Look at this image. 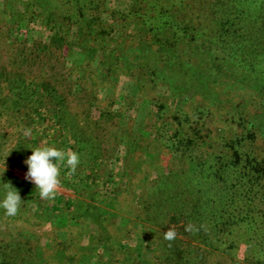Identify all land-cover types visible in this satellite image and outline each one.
<instances>
[{
    "label": "trees",
    "instance_id": "1",
    "mask_svg": "<svg viewBox=\"0 0 264 264\" xmlns=\"http://www.w3.org/2000/svg\"><path fill=\"white\" fill-rule=\"evenodd\" d=\"M0 46L15 55L13 63H52L32 77L0 70L7 94L0 97V130L15 131L11 142L2 134L0 153L11 165L38 140L77 151L80 165L96 161L68 106L80 91L98 99L92 75L81 70L89 64L105 69L102 81L115 77L112 113L97 109L124 126L109 175L95 192L86 194V183L77 184L76 172L64 167L54 199H27L22 191L34 185L24 178L26 165L16 164L23 201L15 217L0 210V226L10 231L0 238V264H264V101L263 111L251 105L264 100V0H3ZM216 84L253 91L232 102ZM125 86L133 92L122 93ZM209 110L224 113L235 132L215 140L199 121ZM35 131L39 138H29ZM151 141L163 154L139 191L137 219L121 217L140 234L126 245L134 230L115 225L117 215L101 205L132 188L142 162L154 166L153 155L135 156ZM157 224L175 225L178 235L165 239L152 228ZM189 224L198 230H186ZM216 250L232 261L211 260Z\"/></svg>",
    "mask_w": 264,
    "mask_h": 264
},
{
    "label": "rangeland",
    "instance_id": "2",
    "mask_svg": "<svg viewBox=\"0 0 264 264\" xmlns=\"http://www.w3.org/2000/svg\"><path fill=\"white\" fill-rule=\"evenodd\" d=\"M3 2V0H0V5ZM19 8L22 9L23 6L19 5ZM115 36V35H114ZM121 40V39H118ZM124 46V45H122ZM4 46H0V70L4 67L7 69L6 71L12 70V72H22L25 75L31 76L34 74L37 75H42L44 71L48 72L49 67L52 65L51 61L48 59L46 61V66H43L44 68H41V66L37 67L34 65H31L29 63H13V59L15 58V55H7L4 50H2ZM122 47H119V49ZM41 65V62L39 63ZM91 66V67H90ZM44 69V70H42ZM98 68H92V65L89 64L85 66L84 68H81V70L84 72V75L89 77V73L92 75L91 77L93 78V82L91 81V86L89 85L90 82H87V85L90 86V89L93 88V91L97 92V100H91V96L89 92L85 91H80L79 94L77 93L74 97L68 98V106L71 111L70 115L74 116L75 124H76V129L78 130L79 135L83 136V139H86L87 145H85L86 150L88 151L87 155H92L91 157H94L96 159L95 162H90V160H87V162L83 165H79L77 168V171L75 174H77V184L81 183V180H83L84 183L87 185V189L85 190L86 194H89V192H95L96 191V186L95 184H100L102 181V178H106L109 175V169L112 167V162L115 156L116 148L118 145V142H120L122 129L124 126L120 125L121 121L120 118L117 119V117L114 116L112 118L109 115H102L101 112L99 113V108L100 110H106L110 112V114L113 111V106L115 103V99L117 98V86H116V79L115 77L109 73L110 78L105 77L104 81L103 80V73L105 72V69L102 68L101 72H97ZM80 70H73L71 75L73 79L76 78V75H78ZM70 78V79H71ZM85 79V78H84ZM110 79V81H109ZM108 82V84H106ZM228 85H223V84H216L214 86V90H216L224 99H226L227 95L230 96L228 99H233L235 102V99H240L243 100V98H246V96H250L249 92L253 91L252 89H245L242 87L241 84H237L234 86V88H228ZM121 89V88H120ZM99 90V91H98ZM134 88L132 86H125V88L121 89V92L126 93V94H131L133 92ZM254 95V94H253ZM252 95V96H253ZM7 94L2 90H0V97H5ZM245 96V97H244ZM130 97V96H129ZM92 102L89 104V102ZM129 101V100H128ZM261 101H264L263 99H260V97H256L251 100V105L256 106V109L258 111H263L262 109V103ZM126 102V101H125ZM261 103V104H260ZM92 107V111L89 112V110L85 111L86 108L88 109ZM97 105V106H96ZM95 109L98 111L96 112ZM260 114V112H259ZM114 115V114H113ZM262 117L264 118V113L261 114ZM202 119H199V121L203 122L205 125L208 126V130L210 131V135L214 137L216 140L218 137H220V134H222L224 131L227 133H234L236 129L233 128V126H228L227 125V120L225 119L224 113L219 114L217 111L213 112L212 110H209L208 113H205L201 117ZM123 121L124 118H123ZM1 122V121H0ZM1 124H4L3 120ZM134 124V122H133ZM142 125V124H141ZM227 125V127H226ZM153 126V122L150 125V130L151 127ZM31 131H33L32 128H30ZM134 129L140 130V126L138 124L134 125ZM227 129V130H225ZM0 130V141H3V135L6 133V136H4L6 139H10L9 142L14 139V129H7L6 132ZM3 134V135H2ZM35 135H31L29 138H39L37 135L36 131L34 132ZM14 142V141H13ZM15 143V142H14ZM85 142H83L84 144ZM147 150H136L135 156L142 160L143 157H146L148 154L153 155V160L154 166L150 164H145L142 162V166L137 169L136 172H134V178L131 180V186L132 188L127 190V192L121 194L119 197L117 196L116 200L109 204V201H105V204H102L101 206L103 209L107 210L108 212L112 214H116L117 216L112 217L110 221H113L115 225H120L124 224L125 225V219H121V217L124 218H129L131 220L137 219V215L139 214V209L135 207V203H137L140 193L139 191L143 188V185L149 182L151 179H153L154 176H152L151 169L160 162L161 159V154H163L162 149L160 146L157 144V142L151 141L150 143L147 142ZM38 147H42V142L38 140ZM54 146V145H53ZM56 147V146H54ZM81 152V151H80ZM155 156V157H154ZM90 157V158H91ZM85 159V158H84ZM150 159V158H149ZM24 157L20 159L19 161H15L14 165H11L9 162V158H4L1 156L0 153V170L3 169V166H5L6 171L4 172L3 176H0V184L3 182H11L12 186L15 188L19 189V185H15V183H18L14 181L16 179V174L20 171V167H16L17 165L21 164L23 165ZM144 164V165H143ZM24 166V165H23ZM25 167V166H24ZM63 164L60 165V173H62L64 176L66 175V168L64 169ZM21 169V168H20ZM19 170V171H18ZM61 175V174H60ZM74 180V179H73ZM76 180H74L75 182ZM28 189H24L21 195H27L28 198L36 197L41 199L39 196L38 192L30 186H26ZM61 189V188H60ZM63 198V197H62ZM67 199V198H63ZM99 200H103V197L99 196ZM86 200H90V198L86 197ZM160 223V222H159ZM126 227H123L121 229H129V230H134L132 232L133 236H131V239H128V241L125 243L126 245H132L135 243L137 239H139V230L136 226L132 227V223H127L125 225ZM160 224H157L155 226H152L156 231H162L166 232L168 229H174L176 232V235H178V230L176 229L175 225L169 224L167 227L164 229H160ZM0 226V238H3L5 235L9 234V228ZM109 230L111 233L115 234V230L112 228V226H108ZM13 232V230L11 229ZM98 233V230L96 229L95 235ZM119 233L116 232L115 235ZM211 251L210 249H208ZM125 255L119 254V259H123ZM232 256L227 255L226 253L222 251H212V254L210 256L211 260H218V259H223L227 258L230 259ZM99 258V257H98ZM133 258V257H131ZM105 259V258H104ZM107 259V258H106ZM99 260V259H98ZM226 260V259H225ZM231 260V259H230ZM107 260L101 259L100 264H105ZM232 261V260H231Z\"/></svg>",
    "mask_w": 264,
    "mask_h": 264
},
{
    "label": "clouds",
    "instance_id": "3",
    "mask_svg": "<svg viewBox=\"0 0 264 264\" xmlns=\"http://www.w3.org/2000/svg\"><path fill=\"white\" fill-rule=\"evenodd\" d=\"M26 165L25 180L34 185V189L43 199L52 200L57 195L60 184V165L68 168V174H74L81 163L80 154L73 150H61L54 146L38 147L23 161ZM6 171L5 166L0 170V176ZM22 199L17 188L11 182L0 184V210L7 217H15L21 207ZM186 230H198L194 225H187ZM176 236L174 229H168L164 233L167 240Z\"/></svg>",
    "mask_w": 264,
    "mask_h": 264
}]
</instances>
